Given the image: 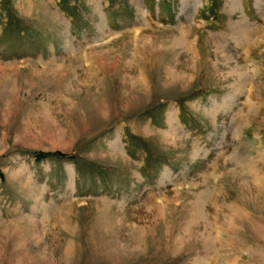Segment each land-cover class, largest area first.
<instances>
[{"label":"rangeland","instance_id":"rangeland-1","mask_svg":"<svg viewBox=\"0 0 264 264\" xmlns=\"http://www.w3.org/2000/svg\"><path fill=\"white\" fill-rule=\"evenodd\" d=\"M0 264H264V0H0Z\"/></svg>","mask_w":264,"mask_h":264},{"label":"trees","instance_id":"trees-1","mask_svg":"<svg viewBox=\"0 0 264 264\" xmlns=\"http://www.w3.org/2000/svg\"><path fill=\"white\" fill-rule=\"evenodd\" d=\"M39 156L41 157V156H44V154H39Z\"/></svg>","mask_w":264,"mask_h":264}]
</instances>
